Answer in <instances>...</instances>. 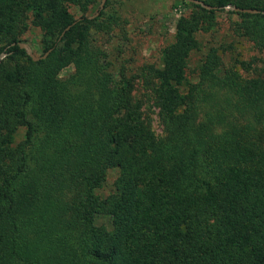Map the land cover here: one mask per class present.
I'll list each match as a JSON object with an SVG mask.
<instances>
[{"label":"trees","instance_id":"obj_1","mask_svg":"<svg viewBox=\"0 0 264 264\" xmlns=\"http://www.w3.org/2000/svg\"><path fill=\"white\" fill-rule=\"evenodd\" d=\"M200 1L215 9L178 0L193 15L139 72L156 137L136 77L111 72L92 43L104 6L74 19L68 5L95 0H0V264H264V74L242 75L237 58L225 67L217 48L196 83L186 74L196 35L228 4L260 12L227 13L234 36L264 48V0ZM27 15L51 48L35 62L13 35Z\"/></svg>","mask_w":264,"mask_h":264},{"label":"rangeland","instance_id":"obj_2","mask_svg":"<svg viewBox=\"0 0 264 264\" xmlns=\"http://www.w3.org/2000/svg\"><path fill=\"white\" fill-rule=\"evenodd\" d=\"M100 1L95 0L93 6L84 11L74 5H68L67 11L74 19L81 15L88 17L96 12ZM178 3V0H105L102 15L96 21L98 29L90 36L92 43L103 53L102 65L111 64L113 69L109 66L108 68L115 73L122 67L126 73L136 77L132 96L134 99H142V117L149 122L156 137L162 135L157 108L146 96L147 79L140 77L139 72L158 64L159 53L162 47L171 41L177 22L191 13L193 15V9ZM194 12L197 18L202 15L197 9ZM227 12L228 9H223L215 13L211 26L196 35L198 49L191 52L187 61L186 74L190 82L198 81L197 69L202 56L209 48H217L221 63L225 67L232 65L234 58L248 63L246 70L238 67L244 76L253 78L264 74V48L258 49L244 36H234L231 24L238 19ZM13 35L17 41L26 43L35 56L44 53L40 45V30L31 24L28 15L25 21L22 20L16 25ZM21 62L19 60V63ZM73 72V67L67 66L60 71L59 78L66 84L72 78ZM17 133L20 134L21 131L17 130ZM116 174V170L107 173L101 189L98 190L100 197H106L113 190ZM95 222L104 225L106 229L110 227V222L105 216H99Z\"/></svg>","mask_w":264,"mask_h":264},{"label":"water","instance_id":"obj_3","mask_svg":"<svg viewBox=\"0 0 264 264\" xmlns=\"http://www.w3.org/2000/svg\"><path fill=\"white\" fill-rule=\"evenodd\" d=\"M104 1H105V0H101V1H100L99 5H98V9H97V11H96L93 15L88 16V17H87L88 19H91V18L95 17V16L98 14V12L103 8ZM184 1L189 2V3H192V4H194V5H198V6L204 8V9H206V10H208V9H215V7L207 6V5H205V4H204L202 1H200V0H184ZM223 9H228V10H232L233 12L246 13V14H258V13H260V12H259L258 10H256V9L237 8V7H234V6H231V7H230V6H225ZM67 28H68V27H66L65 29H67ZM17 45H18V47H19L20 49H23V50L25 51L26 55H27V56L31 59V61H33V62L38 61V60H40V59H44V58L46 57V55L51 51V48H50V49H48L47 51H45L42 55H40V56H35V55L32 53L31 49L29 48V46H28L26 43H24V42H18Z\"/></svg>","mask_w":264,"mask_h":264}]
</instances>
